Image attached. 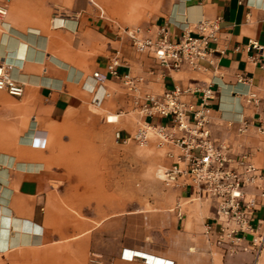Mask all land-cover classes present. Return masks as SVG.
<instances>
[{"label":"crops","instance_id":"obj_1","mask_svg":"<svg viewBox=\"0 0 264 264\" xmlns=\"http://www.w3.org/2000/svg\"><path fill=\"white\" fill-rule=\"evenodd\" d=\"M0 6L6 9L0 16V63H8L11 77L23 85L19 97L0 90V264H85L87 251L100 254L105 264H264V239L260 247L253 244L264 208L252 212L253 232L217 244L214 208L194 199L188 184L168 189L172 207L134 212L146 225L139 240L121 230L113 250H101L89 230L88 240L71 242L72 255L63 246L65 232L74 231L65 227L63 212L66 169L78 167L67 155L70 137L91 131L94 138L98 120L130 125L134 117L139 124L145 94L160 97L210 84L212 139L234 159L247 154L264 176V137L257 131L264 121V0H0ZM203 20H217L219 31L210 43L211 62L201 61L197 69L162 68L122 33L138 27L153 38L165 28L176 41L185 31L194 34ZM250 41L262 51L250 48ZM115 51L118 77L106 68ZM95 72L105 76L101 84L92 78ZM94 96L103 101L92 104ZM198 97L188 92L183 99ZM95 109L106 114L105 121ZM109 115L118 121L108 122ZM243 123L246 129L239 132ZM132 133L117 130V136ZM257 192L247 187L245 196L258 202ZM103 224L111 240L113 224Z\"/></svg>","mask_w":264,"mask_h":264},{"label":"built area","instance_id":"obj_2","mask_svg":"<svg viewBox=\"0 0 264 264\" xmlns=\"http://www.w3.org/2000/svg\"><path fill=\"white\" fill-rule=\"evenodd\" d=\"M6 9L0 6V16L5 15ZM217 20H203L195 24L194 34L185 31L176 41L169 38L165 28H159L155 37L143 36L140 28H123L122 33L128 37L132 46L139 53L150 52L157 63L165 69L177 70L183 66L192 69L200 67L201 61L211 62L213 50L210 43L218 37ZM250 48L260 53L262 47L256 41H250ZM120 64L118 51L108 58L106 65L108 73L118 77L116 68ZM10 65L0 63V90L9 95L19 97L23 93V85L13 79L9 72ZM101 84L105 76L95 72L92 75ZM125 84L131 85L128 76ZM197 92L196 102L183 99L186 93ZM214 98L211 85L195 89L169 90L160 97L145 94L139 105V113L143 118L139 127L127 136H117L122 144L133 142L138 146L148 142V132L158 136L159 144L170 145L166 157L171 160L169 165L162 166L160 180L165 189H174L189 185L190 194L194 199L210 201L216 221L219 223L217 244L224 242V237L230 243H236L241 238L240 232H253L251 225L252 212L257 207L264 208V176L247 154L234 159L229 155L224 144H217L211 137L209 122L211 108L209 101ZM103 97L92 98V104L99 105ZM165 119V124L145 121V118ZM246 129V123L239 132ZM264 137V121L257 127ZM257 189L259 201L247 199L245 189ZM257 237L254 245L260 247L264 239V220L256 229ZM211 231L208 227L206 234ZM90 264H105L101 255L92 253Z\"/></svg>","mask_w":264,"mask_h":264},{"label":"rangeland","instance_id":"obj_3","mask_svg":"<svg viewBox=\"0 0 264 264\" xmlns=\"http://www.w3.org/2000/svg\"><path fill=\"white\" fill-rule=\"evenodd\" d=\"M96 112L105 121L106 114L102 110ZM106 124L112 129L109 130ZM106 124L99 120L96 122L94 138L91 131L70 137L67 155L70 163L78 167L66 169L69 179L64 185L67 193L63 202L65 227L74 230L65 232L63 240L64 251L69 255L74 250L71 242L88 240L89 230L96 234L95 244L101 250L105 247L113 250L121 230L123 235L125 230L128 231L129 240L141 239L145 221H141L134 212L150 214L172 207L169 190L162 186L159 169L166 165V153L171 146H160L155 135L150 136L145 147L117 141L120 127L129 132L139 127L134 117L130 125H125L120 119L117 123ZM105 220L113 224L111 240L102 230ZM91 254L89 251L84 254L85 264H90Z\"/></svg>","mask_w":264,"mask_h":264},{"label":"bare ground","instance_id":"obj_4","mask_svg":"<svg viewBox=\"0 0 264 264\" xmlns=\"http://www.w3.org/2000/svg\"><path fill=\"white\" fill-rule=\"evenodd\" d=\"M107 121L108 122H116V121H118V117L116 116V115H109L108 117H107ZM151 135H155L152 131H150V132H148V137L150 138V136ZM156 136V135H155ZM156 138H158V136H156ZM158 143H160L159 142V139H158ZM148 144V142L147 143H145V144H143L142 146H140V147H145L146 145ZM160 146H163V145H161V144H159ZM144 212V211H143ZM144 214V213H143ZM134 217H135V215H134ZM136 218V217H135ZM154 219V218H153ZM136 225V224H135ZM130 227V226H129ZM134 227V226H133ZM128 233V232H127ZM129 235V234H128ZM131 235V234H130ZM135 239V238H134ZM139 240V239H138ZM193 240V239H192ZM129 241V240H128ZM137 244V243H136ZM147 244V243H146ZM145 244V245H146ZM138 245V244H137ZM142 247V246H141ZM140 247V248H141ZM198 247H200V246H198ZM139 248V247H138ZM183 248V247H182ZM147 249V248H146ZM191 250V249H190ZM146 255V254H145ZM151 257H153V256H151Z\"/></svg>","mask_w":264,"mask_h":264}]
</instances>
